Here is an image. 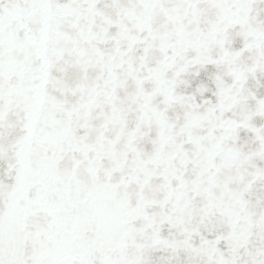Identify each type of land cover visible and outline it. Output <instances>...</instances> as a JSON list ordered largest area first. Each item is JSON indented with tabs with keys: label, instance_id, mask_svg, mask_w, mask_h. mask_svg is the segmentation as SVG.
Masks as SVG:
<instances>
[{
	"label": "snow or ice",
	"instance_id": "1",
	"mask_svg": "<svg viewBox=\"0 0 264 264\" xmlns=\"http://www.w3.org/2000/svg\"><path fill=\"white\" fill-rule=\"evenodd\" d=\"M0 264H264V0H0Z\"/></svg>",
	"mask_w": 264,
	"mask_h": 264
}]
</instances>
